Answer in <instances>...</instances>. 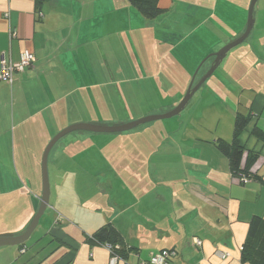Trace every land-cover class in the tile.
Here are the masks:
<instances>
[{"label":"crops","instance_id":"1","mask_svg":"<svg viewBox=\"0 0 264 264\" xmlns=\"http://www.w3.org/2000/svg\"><path fill=\"white\" fill-rule=\"evenodd\" d=\"M249 1L158 0L162 14L147 20L127 0H0V63L3 59L17 63L23 51L33 56L31 67L16 74L12 86L0 81V155L12 158L15 166L17 158L22 164H40L48 141L60 125L70 122L68 115L73 119L81 116L77 109L96 100H117L122 92L113 89L116 83H144L146 78L147 83L159 78L174 82L178 85L172 102L175 106L203 57L218 50L214 46L219 45L215 39L219 29L234 21L235 32L223 43L243 33ZM258 15L254 27L259 24L260 29L239 52L238 60L245 57L246 62L232 65L230 73L237 84L246 85H239L243 101L237 111L254 118L239 140L246 150L259 152L252 171L261 181L239 184L231 177L227 160L219 155L215 166L200 161L199 168H187L188 179L201 175L205 184L212 185L211 191L202 185H197L202 190L180 191L183 200L172 196L167 216L150 219L145 212L139 218L137 211L132 215L149 193L103 195L111 209L105 223L94 228L110 223L122 232L128 244L137 249L126 264H148L152 255L164 249L176 251L169 264H241L240 249L250 220L264 219V143L250 135L253 125L264 127V58L260 55L257 61L255 52L251 54L252 47L264 53V18ZM195 54L198 58L191 63ZM247 69L254 74L248 79ZM153 89L161 91L160 87ZM91 108L95 110L94 105ZM79 122L91 121L70 123ZM21 172L24 176H19L15 191L26 189L24 166ZM40 176L36 167L30 179L39 180ZM32 186L40 187L34 181ZM29 193L34 206L16 235L28 225L39 204L40 196ZM154 196V203H166L162 195ZM51 230L46 234L55 246L46 264H109L110 254L104 246L85 242L91 235L73 240L60 229H54L52 237ZM196 241L201 244L196 245ZM22 248L25 254V244ZM221 253L228 254L227 259H221Z\"/></svg>","mask_w":264,"mask_h":264},{"label":"rangeland","instance_id":"2","mask_svg":"<svg viewBox=\"0 0 264 264\" xmlns=\"http://www.w3.org/2000/svg\"><path fill=\"white\" fill-rule=\"evenodd\" d=\"M258 14L264 18V0L257 1L254 19ZM228 24L225 29H219L217 35L219 38H215L219 45L214 46L218 49L215 53L230 42L223 43L224 39L235 32L234 21H229ZM258 29L260 26L256 24L252 37ZM254 37L256 38V35ZM246 45H239L229 52L222 64L202 84L178 116L141 125L124 133L73 132L60 139L48 157L50 185L48 209L31 235V240L25 243L26 253H21L18 246L1 247L0 264H46L55 246L49 241L50 236L46 234L52 226L54 227L50 231L52 237H55L54 229L55 231L60 229L64 236H69L73 240L92 235L95 226L105 223L111 209L108 198L103 195L130 197L134 196V191H140V196L149 193L147 201L143 200L142 206L134 207L135 210L131 213L135 215L137 211L139 218L148 213L151 215L150 219H157L169 213L172 196L177 195L176 200L177 198L183 200L180 191L202 190L197 185L211 191L212 185L205 184L200 178L201 175H191L188 179L187 168L190 166L199 168L202 164L200 161H207L215 166V162L219 164V155L224 159L214 143L218 139L229 142L232 138L235 116L233 114L238 112V108L240 110L239 104L243 101L239 96V88L246 85L244 82L237 84V79L230 71L235 63L246 62L245 57L238 60L239 52L243 47H247ZM252 52H255L257 61L260 55L264 58V53L258 47H252L251 54ZM210 54L203 57L202 61ZM197 55H193L191 63L198 58ZM253 58L250 59L252 62L255 59ZM213 60L214 58L210 57L204 63L196 75L194 85L206 74ZM245 76L248 79L254 74L247 69ZM146 79H143L144 83H116L113 89H120L122 92L117 100L111 102L96 100L89 104L90 108L87 105L80 106L77 112L82 111L81 116H75L73 119L72 115H68L67 121L78 122L83 119L91 121L86 123L116 126L172 110L175 87L178 85L174 82L167 83L162 78H159V81L152 79L149 83ZM191 79L192 77L190 81ZM189 84L190 82L186 88ZM153 86L160 87L161 91H156ZM92 105L95 110L91 108ZM70 122L60 125L56 134L71 126L73 123ZM215 156L218 158H214ZM7 157L1 152L0 236L12 235L25 224L29 210L34 206L29 191L36 192L39 196L41 194V176L39 180H32L40 186L39 188H33L30 179L34 168L41 170V163L34 165L33 162L29 164V161H25L22 164L17 158L15 166L12 158ZM23 166L27 173L26 179L22 178ZM19 176H22L26 189L15 191V185L20 183ZM194 182L196 184H193ZM103 191L106 194H103ZM154 194L162 195L166 203H154ZM154 222L156 224L155 220ZM25 228L17 234L23 232ZM160 245L161 243L156 244Z\"/></svg>","mask_w":264,"mask_h":264},{"label":"trees","instance_id":"3","mask_svg":"<svg viewBox=\"0 0 264 264\" xmlns=\"http://www.w3.org/2000/svg\"><path fill=\"white\" fill-rule=\"evenodd\" d=\"M127 1L144 19L156 20L162 14V11L158 8V0ZM253 118L252 115H243L237 112L234 116L231 140L227 142L218 139L214 143L215 148L227 160L231 177L236 179L239 184H242L243 178L248 180V183L257 180L261 181L256 172L252 171L254 164L259 158V152L246 150L239 140L240 135L246 131ZM250 135L257 141L264 143V127L261 129L257 125H253ZM85 242L89 245H110L112 254L118 257L119 263L123 262L124 264L137 250L128 244L122 232L110 223L96 229L90 237L86 238ZM23 246L24 244L19 246L21 247V253L24 252H22ZM164 250L173 251L175 253L174 257L176 256V251L173 249ZM240 263L264 264V219L262 217H253L248 224L247 234L240 249Z\"/></svg>","mask_w":264,"mask_h":264},{"label":"water","instance_id":"4","mask_svg":"<svg viewBox=\"0 0 264 264\" xmlns=\"http://www.w3.org/2000/svg\"><path fill=\"white\" fill-rule=\"evenodd\" d=\"M258 0H250L247 10V19H246V26L243 33L233 41L226 44L222 49L218 52L210 55L213 57L214 60L212 62L211 67L206 72V74L201 78V80L194 85V80L196 77L197 72L199 71L200 67L207 59L201 62L197 70L195 71L190 84L183 96V98L167 113L158 114V115H151L147 116L135 121H131L128 123H123L116 126H102L97 124L91 123H77L71 125L58 134H56L48 143L46 148L43 151L42 158H41V194L39 198V205L38 208L32 217L31 221L25 228L23 232L17 235H1L0 236V248L1 247H13V246H21L25 244L39 225L40 219L43 217L44 213L48 209L49 206V197H50V185H49V173H48V157L55 146V144L62 139L64 136L73 133V132H88L93 134H116V133H124L131 130L136 129L141 125H145L154 121L158 120H167L171 119L175 116L181 114V112L186 108L189 101L193 97V95L199 90L202 84L215 72V70L220 66L222 61L225 59L227 54L237 46L243 44L247 41V39L251 36L253 31V27L255 24L254 19V8Z\"/></svg>","mask_w":264,"mask_h":264},{"label":"built area","instance_id":"5","mask_svg":"<svg viewBox=\"0 0 264 264\" xmlns=\"http://www.w3.org/2000/svg\"><path fill=\"white\" fill-rule=\"evenodd\" d=\"M33 61V56L28 51H23L20 54L19 61L17 63H11L3 59L0 63V81L5 82L7 85L12 86L14 83L15 75L22 73L31 67ZM248 180L242 179V184H247ZM196 245H200L199 241L195 242ZM104 248L110 254L109 264L119 263L118 257L112 254V247L110 245H104ZM23 252V251H22ZM175 253L173 251L162 250L157 254L150 257L148 264H169L170 260L174 257ZM228 254H220L221 259H227ZM123 263V262H122ZM126 264V263H125Z\"/></svg>","mask_w":264,"mask_h":264}]
</instances>
